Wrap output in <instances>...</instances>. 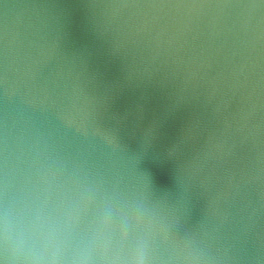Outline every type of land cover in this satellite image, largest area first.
<instances>
[{
	"label": "clouds",
	"instance_id": "9594fccd",
	"mask_svg": "<svg viewBox=\"0 0 264 264\" xmlns=\"http://www.w3.org/2000/svg\"><path fill=\"white\" fill-rule=\"evenodd\" d=\"M0 264H264V0H0Z\"/></svg>",
	"mask_w": 264,
	"mask_h": 264
}]
</instances>
